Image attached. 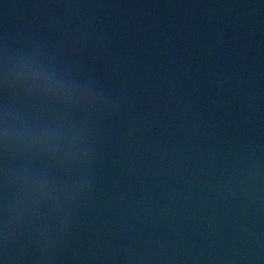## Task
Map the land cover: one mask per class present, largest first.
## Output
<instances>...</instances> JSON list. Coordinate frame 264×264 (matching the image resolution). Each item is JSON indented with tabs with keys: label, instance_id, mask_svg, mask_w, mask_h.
<instances>
[{
	"label": "water",
	"instance_id": "95a60500",
	"mask_svg": "<svg viewBox=\"0 0 264 264\" xmlns=\"http://www.w3.org/2000/svg\"><path fill=\"white\" fill-rule=\"evenodd\" d=\"M0 264H264V0H0Z\"/></svg>",
	"mask_w": 264,
	"mask_h": 264
}]
</instances>
